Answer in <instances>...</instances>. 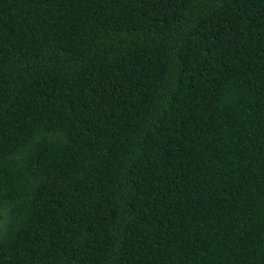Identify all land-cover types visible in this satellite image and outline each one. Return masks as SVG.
Returning a JSON list of instances; mask_svg holds the SVG:
<instances>
[{
    "label": "trees",
    "instance_id": "1",
    "mask_svg": "<svg viewBox=\"0 0 264 264\" xmlns=\"http://www.w3.org/2000/svg\"><path fill=\"white\" fill-rule=\"evenodd\" d=\"M0 264H264V0H0Z\"/></svg>",
    "mask_w": 264,
    "mask_h": 264
}]
</instances>
